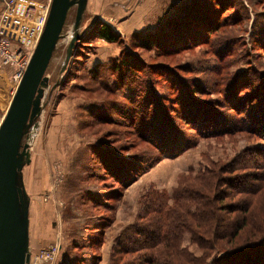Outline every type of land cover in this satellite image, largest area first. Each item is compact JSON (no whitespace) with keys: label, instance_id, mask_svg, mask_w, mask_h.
<instances>
[{"label":"rangeland","instance_id":"obj_1","mask_svg":"<svg viewBox=\"0 0 264 264\" xmlns=\"http://www.w3.org/2000/svg\"><path fill=\"white\" fill-rule=\"evenodd\" d=\"M1 2L0 27L12 18ZM202 11L208 18L196 22ZM74 15L72 5L44 73L40 111L21 139L16 183L20 212L27 217L28 264H144V249L123 250L131 245L127 239L144 209V195L156 190L171 197L179 185L208 172L215 173L213 189H219L216 172L225 169L223 179L246 180L253 169L244 168L246 156L240 155L253 148L264 153V133L251 127L253 116L258 123L264 119V0H87L80 44L61 69ZM185 16L202 32L173 34L179 45L165 24ZM103 24L116 39L97 34ZM0 34L12 49L29 42L1 28ZM147 35L166 46L144 48L139 41ZM172 42L177 46L165 51ZM121 60L137 67L118 71ZM131 78L144 82L135 89ZM177 84L188 86L189 101L178 97ZM12 86L11 68L0 62V121ZM155 95L152 111L145 112L144 102ZM180 113L194 120H181ZM167 117L174 126L166 128ZM211 123L212 132L204 133ZM200 124L209 125L200 132ZM150 131L155 142L143 135ZM221 190L224 204L241 199L229 185ZM263 201L254 210L261 211ZM218 212L236 217L227 209ZM203 252L184 231L178 253Z\"/></svg>","mask_w":264,"mask_h":264},{"label":"trees","instance_id":"obj_2","mask_svg":"<svg viewBox=\"0 0 264 264\" xmlns=\"http://www.w3.org/2000/svg\"><path fill=\"white\" fill-rule=\"evenodd\" d=\"M199 16L196 22L208 18L207 13L204 14L203 11ZM230 20L232 21L233 19ZM196 24L197 26L191 24L189 18L185 16L183 19H176L171 25L166 23L165 26L166 28H170L168 37L171 40L174 39L175 43L180 45L181 43L179 41L181 40L173 38L172 35L176 34L179 37V35L190 34L189 32H202L198 28L200 24ZM217 27L218 22L214 30ZM153 33L156 34L157 32ZM97 34L110 41L116 39L114 31L111 30L108 24L100 25L97 29ZM206 34L208 35L209 33ZM144 37L139 41L144 48L148 46L152 47V43L157 46H166L162 42L163 40L153 38L154 35L151 38L150 35ZM183 42L186 43L187 39L183 40ZM78 44L80 43L77 42L75 45ZM170 44L172 46L164 47L165 51H168V48H175L177 46L173 42ZM126 62L124 60L120 61L118 71L124 68L128 70L126 73H130L131 69L129 68V64L137 67L133 61L131 63ZM121 74L122 72H120ZM135 79L131 78L132 81L130 84L134 83L133 86L136 89L141 86L144 79L140 81H136ZM117 83L118 80L115 81V84ZM190 86L189 88H191ZM175 87L179 90L178 94L180 95L178 97L180 99L186 98L189 101L192 93H189V89L185 90L188 86L180 87L177 84ZM195 88L197 90L199 89L198 86H195ZM260 93L264 94L263 91H260ZM143 94L148 98L147 93ZM146 98L143 96V101ZM155 98L156 95L153 99H148L147 105L144 102L143 109L145 112L151 110L153 102L157 100ZM257 98V96L254 97V99ZM179 103L181 104L182 102L179 101ZM156 104V109H158L161 103L157 101ZM259 110H262L260 114L264 115V109L260 108ZM183 115L180 113L177 117L181 120L193 119L184 113ZM247 118L251 119L252 117L247 116ZM159 124L157 126H164V124ZM209 124H200L199 131L201 132L202 128ZM236 124L237 122L235 124L231 123L229 128H232ZM214 125H210L209 130L204 133L212 132L211 130L214 129ZM165 126L169 128V126H174V123L169 122V118L167 117ZM219 126L225 127L226 123L220 124ZM258 126L259 128H257ZM251 127L257 128L264 133V119L258 123L253 116ZM143 135L148 136L147 138L155 142V139L152 137V131H150L149 135L146 133ZM154 137L158 141V137ZM242 155L246 156L244 157L245 161H243L245 163L244 168L253 169L248 174L246 179L248 181L241 175H235L231 179H223L224 175L222 177L221 175L227 170L225 169L216 172L219 173L220 180H222L221 184L217 185L219 189H213L215 173L208 172L206 176L199 174L193 178L190 185H179L171 197H168L167 193H160L156 190L144 195L147 201L144 203V209L138 214V220L130 228L131 234L127 241L131 245L124 246V252L131 253L135 250L144 249L148 252L147 254H143L141 258L145 262L144 264H264V201L263 206H261V211L254 210L253 208L256 206L257 200H264V153L259 148H253L242 153L240 157ZM206 171L210 170L206 169L201 173L204 174ZM205 177H209V179L204 181ZM226 185L240 192V198L242 200L240 199L237 204H224L221 202L224 193L221 188H224ZM245 192H248L249 196H245ZM225 209L231 214L236 213V215H233L236 217L231 216L228 218L227 215L219 214L218 211ZM184 231H188L191 235V241L197 243L203 249L202 256L193 257L187 253L185 255L178 253ZM124 244L125 242L123 241L121 246ZM119 251L121 252L122 250L119 249ZM207 257H209V260H206Z\"/></svg>","mask_w":264,"mask_h":264},{"label":"water","instance_id":"obj_3","mask_svg":"<svg viewBox=\"0 0 264 264\" xmlns=\"http://www.w3.org/2000/svg\"><path fill=\"white\" fill-rule=\"evenodd\" d=\"M75 5L73 35L65 51L63 69L82 38L80 22L87 0H51L43 29L26 69L0 121V264H28L27 217L20 212L17 187L21 168V139L30 117L41 108V84L60 37L68 11Z\"/></svg>","mask_w":264,"mask_h":264},{"label":"crops","instance_id":"obj_4","mask_svg":"<svg viewBox=\"0 0 264 264\" xmlns=\"http://www.w3.org/2000/svg\"><path fill=\"white\" fill-rule=\"evenodd\" d=\"M47 2H35L29 0H21L14 4L9 13H11V20L6 23L2 22L1 29L4 30L7 34L8 31L11 34V37L18 40H35L36 35L39 30L43 29L47 9L49 8L50 0ZM2 2L0 0V7ZM17 20V26L13 25V21ZM15 33V34H14ZM19 36H16L19 34ZM9 35V34H8Z\"/></svg>","mask_w":264,"mask_h":264},{"label":"built area","instance_id":"obj_5","mask_svg":"<svg viewBox=\"0 0 264 264\" xmlns=\"http://www.w3.org/2000/svg\"><path fill=\"white\" fill-rule=\"evenodd\" d=\"M16 0H4L5 11H9ZM42 29L38 31L35 40H29L20 48L12 49L9 39L0 34V62L11 68L13 81V94L20 82L24 70L28 64L30 56L34 50L36 42Z\"/></svg>","mask_w":264,"mask_h":264}]
</instances>
